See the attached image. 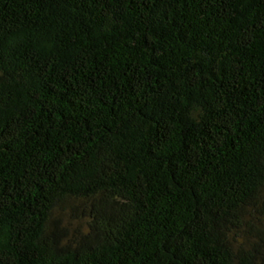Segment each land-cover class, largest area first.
<instances>
[{
	"label": "trees",
	"instance_id": "1",
	"mask_svg": "<svg viewBox=\"0 0 264 264\" xmlns=\"http://www.w3.org/2000/svg\"><path fill=\"white\" fill-rule=\"evenodd\" d=\"M0 264H264V0H0Z\"/></svg>",
	"mask_w": 264,
	"mask_h": 264
}]
</instances>
